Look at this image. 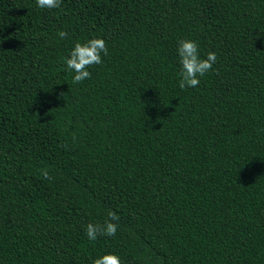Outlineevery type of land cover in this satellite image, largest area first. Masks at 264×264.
I'll return each instance as SVG.
<instances>
[{"label":"trees","instance_id":"16d2710c","mask_svg":"<svg viewBox=\"0 0 264 264\" xmlns=\"http://www.w3.org/2000/svg\"><path fill=\"white\" fill-rule=\"evenodd\" d=\"M94 38L108 54L73 84ZM181 40L217 57L183 90ZM109 211L116 235L88 240ZM106 254L264 264V0H0V264Z\"/></svg>","mask_w":264,"mask_h":264},{"label":"clouds","instance_id":"9594fccd","mask_svg":"<svg viewBox=\"0 0 264 264\" xmlns=\"http://www.w3.org/2000/svg\"><path fill=\"white\" fill-rule=\"evenodd\" d=\"M36 6L42 9H56L61 6L62 0H35ZM68 33L64 31L58 32V36L63 39ZM108 54V48L103 39L94 38L85 43L77 42L69 56L65 59L66 70L74 73L72 77L73 84L90 79L91 73L87 70L93 65L102 64V55ZM177 55L179 57V80L178 87L180 89L195 88L199 85V77L207 74L216 63L217 57L214 52H208L206 58L199 55L198 45L193 40H181L177 47ZM67 148V145H61ZM41 176L46 180L52 177L47 169H40ZM107 219L103 224L89 223L85 226V234L88 240L95 241L99 237H114L117 232L119 216L112 211L107 213ZM92 264H121V260L117 255L106 254L92 261Z\"/></svg>","mask_w":264,"mask_h":264}]
</instances>
